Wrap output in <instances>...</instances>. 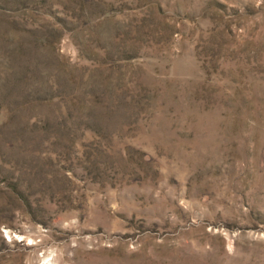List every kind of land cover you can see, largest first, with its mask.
<instances>
[{"label": "rangeland", "instance_id": "374dc122", "mask_svg": "<svg viewBox=\"0 0 264 264\" xmlns=\"http://www.w3.org/2000/svg\"><path fill=\"white\" fill-rule=\"evenodd\" d=\"M0 264H264V0H0Z\"/></svg>", "mask_w": 264, "mask_h": 264}]
</instances>
